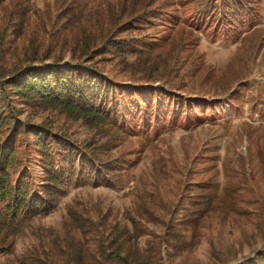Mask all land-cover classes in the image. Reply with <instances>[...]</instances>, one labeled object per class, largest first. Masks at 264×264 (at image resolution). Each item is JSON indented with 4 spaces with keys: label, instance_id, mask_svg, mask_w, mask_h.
Here are the masks:
<instances>
[{
    "label": "rangeland",
    "instance_id": "374dc122",
    "mask_svg": "<svg viewBox=\"0 0 264 264\" xmlns=\"http://www.w3.org/2000/svg\"><path fill=\"white\" fill-rule=\"evenodd\" d=\"M145 1L0 0V46L9 62L33 59L34 51V64L43 56L71 61L84 32L110 31L88 58L116 86L97 124L17 104L21 118L64 139L60 154L53 147L46 159L29 137L31 188L55 187L0 264H116L109 242L118 232L110 227L123 228L128 217L134 234L122 241L136 264H264V9L257 33L198 40L182 34L185 12L162 14L152 27L136 17L141 11L126 15ZM149 45V59L129 52ZM250 52L246 64L235 60ZM239 74L246 81L232 88ZM154 89L200 104L159 99ZM72 212L83 225L81 243Z\"/></svg>",
    "mask_w": 264,
    "mask_h": 264
},
{
    "label": "trees",
    "instance_id": "16d2710c",
    "mask_svg": "<svg viewBox=\"0 0 264 264\" xmlns=\"http://www.w3.org/2000/svg\"><path fill=\"white\" fill-rule=\"evenodd\" d=\"M139 5L134 9L131 8L126 15L130 16L134 11H141L139 15L137 13L133 15H137L136 17L141 18L149 27H152L154 19L162 14L167 16L171 13L172 17H178L174 14L175 12L180 11L181 14L185 12L182 34L189 37L196 36L198 40L201 34L208 38L223 35L237 39L241 34L259 32L262 29L259 26L263 25L258 21L261 20L264 0H146ZM120 8L121 13L126 12L125 3L120 5ZM176 21L178 22V18ZM252 26L255 28L252 29ZM109 32L101 31L99 34L95 31L84 32L82 37L77 39L75 45V47H80L78 49L81 51L80 56L78 58L74 56V60L66 62L57 58L47 62L50 56H43L39 58L40 64H34V59L38 58L36 56L39 55V51H34L31 54L34 56L33 59L26 54L23 59L9 62L4 47L0 46V254L8 252L13 247L15 236L20 231L21 225L36 216L41 211L42 205H46L47 201H50L46 195L52 193L55 187L54 184L50 186L51 184L47 183L43 189H38L36 185L31 188L28 177L31 162L29 137H35L31 144L46 159L49 149L53 147L54 151L60 154L59 141L64 139L60 132L50 126L36 125L21 118L22 110L17 104L23 103L32 108L60 109L71 116L83 118L96 124L99 119L104 121L105 118L102 116V109L105 108L103 98L109 88L115 87L113 92L116 86L108 82L109 77L92 64L91 58L88 57L91 55L90 51L102 47V44L99 45L100 41L105 40ZM224 37L221 36V38ZM259 37L258 43L261 45L263 34ZM74 38L76 39L77 36H72V41L75 40ZM243 39L244 37H242ZM127 40H132V38H127ZM119 45L121 46V44ZM154 51V48L149 45L141 48V51L129 52L140 53L144 60L149 59L155 53ZM118 52L123 53L120 50ZM255 54L256 51L253 52V56ZM234 57L240 63L246 64L251 58V52L245 55L236 54ZM231 62L230 60L229 64ZM233 64L234 62L231 65ZM243 67L244 65L239 66V73ZM164 75H168V72H165ZM221 75L224 76V74ZM244 81L246 78H242V74L241 76L239 74L235 78V86L232 88L236 87V83L243 85ZM142 90L134 91L139 93ZM153 92L156 93L155 96L159 94V99L160 97H171L175 102H182L186 105L200 104L196 102L197 98L186 99L182 95L177 96L174 93L169 94L165 91L160 93L157 89H154ZM256 97L259 98V93L256 94ZM173 112L174 110L170 113ZM68 141L72 145L71 141ZM64 152L69 153L70 149H65ZM46 159H44L45 162L43 161L44 171L47 175L52 174L54 178L53 168H49L50 162ZM110 160L114 159L110 158ZM104 170H106V175L111 174L112 169L104 168ZM195 201L198 202L199 199H195ZM72 215L73 217L71 215L68 217L74 224L77 214L72 212ZM128 221L129 217L124 222L123 228H120L116 223L110 227V231L118 232L112 237L114 240L109 242L113 249L119 252L117 255H111L116 259V264H136L138 262L133 256L131 244L125 246V241H122V239H130L134 234V229L131 224L128 225ZM77 222L80 225L75 223V228L78 230L76 233L80 235L78 240L81 243L83 225L80 219ZM98 263L96 262V264ZM243 264L261 263L247 261Z\"/></svg>",
    "mask_w": 264,
    "mask_h": 264
}]
</instances>
